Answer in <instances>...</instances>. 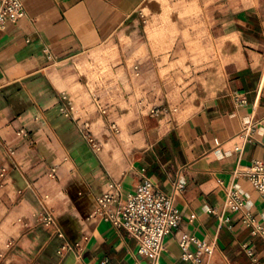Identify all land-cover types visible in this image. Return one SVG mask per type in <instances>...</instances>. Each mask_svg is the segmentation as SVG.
Here are the masks:
<instances>
[{
    "label": "crops",
    "instance_id": "0c3cea01",
    "mask_svg": "<svg viewBox=\"0 0 264 264\" xmlns=\"http://www.w3.org/2000/svg\"><path fill=\"white\" fill-rule=\"evenodd\" d=\"M22 2L25 15L0 31V164H13L0 219L20 247L5 264H153L96 211L110 184L125 196L142 175L180 215L156 264H192L184 234L215 241L204 264H264V236L252 233L264 193L235 174L264 162V0ZM83 122L100 131V151L78 135ZM55 158L66 164L46 189L62 196L58 250L21 229L37 212L35 165ZM229 187L245 199L239 211L225 205Z\"/></svg>",
    "mask_w": 264,
    "mask_h": 264
},
{
    "label": "built area",
    "instance_id": "2783aa9c",
    "mask_svg": "<svg viewBox=\"0 0 264 264\" xmlns=\"http://www.w3.org/2000/svg\"><path fill=\"white\" fill-rule=\"evenodd\" d=\"M24 15L22 0H0V31L8 22L16 23ZM78 127L90 149L95 153L100 151L101 145L90 133L89 124L83 122ZM111 128L115 129L116 125L112 123ZM18 133L23 137L27 136V131L24 129H20ZM3 172L0 171L1 176ZM235 174L242 175L256 190L264 193V162L260 159L252 160L247 170L235 171ZM55 175L56 168L52 166L49 176L55 177ZM183 188V181L174 182L173 194ZM244 204V197L235 187L226 189L225 205L232 212L241 210ZM97 210L105 221L115 227L124 228L136 239L135 257L137 259L142 256H151L153 264H156L162 250L164 237L176 229L180 222L179 212L173 204V196L157 190L151 178L145 175H142L141 181L134 190L125 196H122L119 184H110L106 191L96 197ZM252 233L264 236V227L254 226ZM214 244L213 239H199L194 235L184 234L179 240L181 259L192 264H204L203 256L213 251ZM242 246L255 262L253 250L245 244Z\"/></svg>",
    "mask_w": 264,
    "mask_h": 264
},
{
    "label": "rangeland",
    "instance_id": "374dc122",
    "mask_svg": "<svg viewBox=\"0 0 264 264\" xmlns=\"http://www.w3.org/2000/svg\"><path fill=\"white\" fill-rule=\"evenodd\" d=\"M78 127V125H77ZM109 132H117V128L108 129ZM89 131L92 136L97 140V142L101 145V149L103 148V143L101 135L99 134L100 131L97 129H91L89 127ZM78 135L83 139L85 145L87 146V141L83 138L79 127L77 129ZM28 135V133H27ZM103 136H108L107 134H103ZM100 149V150H101ZM64 151L67 149L63 148ZM65 161L62 158L54 159V161L47 162L45 160H41L36 163L35 167H37L39 171L38 177L35 179L34 183L32 184L35 187L36 195H34V199L37 203V212L33 216V220L30 223L27 221H22V234H37L43 239L47 237H52L49 241V245L53 246L58 249L67 248L68 241L66 240L65 234L60 226V217H58L57 211L63 210L62 200L61 197L58 199V202H55V198L52 199L51 193L46 192V189L49 185L59 184L61 180V171L63 167H65ZM13 164L6 163L5 165L0 164V171H4L5 176L0 177V183L6 179V176L11 174V167ZM54 166L56 168V175L55 177L49 176L51 167ZM15 168V167H13ZM22 180H25L24 178ZM58 197V196H57ZM4 203L2 199H0V205ZM13 206V205H12ZM1 216V214H0ZM7 216V213L0 219V264H5L7 260V256L13 255L12 253L15 250L20 249L19 244L14 241V237L17 233L15 226L13 225H5L4 218ZM13 260V259H12Z\"/></svg>",
    "mask_w": 264,
    "mask_h": 264
}]
</instances>
